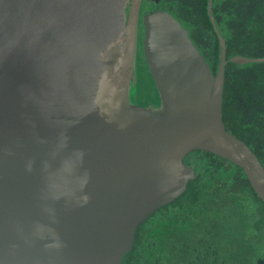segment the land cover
Segmentation results:
<instances>
[{
    "label": "water",
    "instance_id": "obj_1",
    "mask_svg": "<svg viewBox=\"0 0 264 264\" xmlns=\"http://www.w3.org/2000/svg\"><path fill=\"white\" fill-rule=\"evenodd\" d=\"M143 0H0V264H121L138 227L196 178L204 151L241 168L264 204V168L222 120L216 73L187 28ZM157 4L160 0H150ZM161 112L133 103L139 20Z\"/></svg>",
    "mask_w": 264,
    "mask_h": 264
},
{
    "label": "trees",
    "instance_id": "obj_2",
    "mask_svg": "<svg viewBox=\"0 0 264 264\" xmlns=\"http://www.w3.org/2000/svg\"><path fill=\"white\" fill-rule=\"evenodd\" d=\"M161 2L192 32L215 74L219 45L208 0ZM211 11L226 57L264 56V0H212ZM222 120L264 168V62L226 63ZM184 162L196 178L138 227L133 250L121 264H264V204L241 168L204 151L189 153Z\"/></svg>",
    "mask_w": 264,
    "mask_h": 264
},
{
    "label": "rangeland",
    "instance_id": "obj_3",
    "mask_svg": "<svg viewBox=\"0 0 264 264\" xmlns=\"http://www.w3.org/2000/svg\"><path fill=\"white\" fill-rule=\"evenodd\" d=\"M143 29L141 19L139 20L138 40L136 50V76H137V89L132 95V99L139 104L150 102L153 105L158 104V93L152 82L147 69L143 65V51H142V36Z\"/></svg>",
    "mask_w": 264,
    "mask_h": 264
},
{
    "label": "flooded vegetation",
    "instance_id": "obj_4",
    "mask_svg": "<svg viewBox=\"0 0 264 264\" xmlns=\"http://www.w3.org/2000/svg\"><path fill=\"white\" fill-rule=\"evenodd\" d=\"M145 1H148V5H144V2ZM166 4H163L162 2H161V0L159 1V3H157V4H155V3H153L152 1H150V0H143L142 1V4H141V7H140V18H141V16H143V14L144 13H147V12H149V11H152V10H154V9H157L159 6L160 7H166V8H161V9H167V10H169V8H168V6H165ZM187 28V30H188V35H189V37H190V39H191V41H193V43H194V36H193V34H192V32L188 29V27H186ZM213 73V72H212ZM214 74V73H213ZM136 89H137V82H136ZM159 99V98H158ZM131 100L133 101V103H135V104H137L138 106H141V107H149L150 108V110L151 111H153V112H161L162 111V108H160V101L158 102V104H152V103H150V102H146V103H143V104H139V103H137L136 101H134L133 99H132V96H131Z\"/></svg>",
    "mask_w": 264,
    "mask_h": 264
},
{
    "label": "clouds",
    "instance_id": "obj_5",
    "mask_svg": "<svg viewBox=\"0 0 264 264\" xmlns=\"http://www.w3.org/2000/svg\"><path fill=\"white\" fill-rule=\"evenodd\" d=\"M209 17V16H208ZM213 17V16H212ZM214 20V19H213ZM211 22V21H210ZM214 25H215V23H214ZM217 30V29H216ZM215 31V30H214ZM218 32V31H217ZM216 33V32H215Z\"/></svg>",
    "mask_w": 264,
    "mask_h": 264
}]
</instances>
